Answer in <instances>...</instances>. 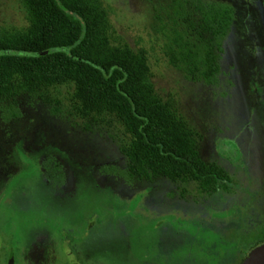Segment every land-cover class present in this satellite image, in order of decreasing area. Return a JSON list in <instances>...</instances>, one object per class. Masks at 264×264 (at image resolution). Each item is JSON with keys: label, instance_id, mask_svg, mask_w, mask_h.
<instances>
[{"label": "rangeland", "instance_id": "374dc122", "mask_svg": "<svg viewBox=\"0 0 264 264\" xmlns=\"http://www.w3.org/2000/svg\"><path fill=\"white\" fill-rule=\"evenodd\" d=\"M93 1L117 42L143 50L156 93L175 101L202 160L227 172L228 189L128 183L111 173L123 170L129 142L114 119L86 129L68 114L67 89L51 95L62 102L58 117L21 95L16 118L4 119L0 106V264H237L264 234V0H203L235 12L211 87L168 63L154 14L171 0ZM25 25L16 0H0V33ZM49 159L64 174L58 184L42 168Z\"/></svg>", "mask_w": 264, "mask_h": 264}, {"label": "trees", "instance_id": "16d2710c", "mask_svg": "<svg viewBox=\"0 0 264 264\" xmlns=\"http://www.w3.org/2000/svg\"><path fill=\"white\" fill-rule=\"evenodd\" d=\"M26 25L0 33V106L4 119L16 118L18 98L49 103L58 117V96L69 90L68 114L86 129L105 118L129 136L121 148L125 181L165 179L197 184L204 193L228 189L227 172L199 154V136L180 116L175 101L156 93L143 50L133 51L110 33L108 15L93 0H16ZM166 38L169 65L193 83L215 86L223 44L235 12L224 2L171 0L155 10ZM58 95L52 98V94ZM22 95V96H21ZM85 129V130H86ZM52 183L64 174L54 159L42 163ZM128 182V183H129ZM264 234L253 241L240 262ZM239 263V262H238ZM237 263V264H238Z\"/></svg>", "mask_w": 264, "mask_h": 264}, {"label": "water", "instance_id": "95a60500", "mask_svg": "<svg viewBox=\"0 0 264 264\" xmlns=\"http://www.w3.org/2000/svg\"><path fill=\"white\" fill-rule=\"evenodd\" d=\"M239 264H264V243L251 249Z\"/></svg>", "mask_w": 264, "mask_h": 264}, {"label": "flooded vegetation", "instance_id": "af4514ba", "mask_svg": "<svg viewBox=\"0 0 264 264\" xmlns=\"http://www.w3.org/2000/svg\"><path fill=\"white\" fill-rule=\"evenodd\" d=\"M180 255H181V254H178V255L175 257V261H174V262L178 261ZM157 259H158V258H157ZM12 260H13V258H10L11 263H12ZM240 260H241V257H240V259H239V263H240ZM239 263H238V264H239ZM156 264H162V263H160V261L158 260V262H157Z\"/></svg>", "mask_w": 264, "mask_h": 264}]
</instances>
